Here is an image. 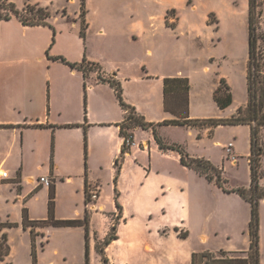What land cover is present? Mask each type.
Returning a JSON list of instances; mask_svg holds the SVG:
<instances>
[{
    "label": "crops",
    "instance_id": "obj_1",
    "mask_svg": "<svg viewBox=\"0 0 264 264\" xmlns=\"http://www.w3.org/2000/svg\"><path fill=\"white\" fill-rule=\"evenodd\" d=\"M14 2L17 6L19 5V1ZM184 2L185 0H138L125 6L124 9L130 20L128 22V39L142 42L144 44V55L142 56L153 57L156 63L151 66L140 56L135 66L142 70L141 75L139 72L134 75L129 74L119 63L118 54L108 60L92 55L88 52L89 42L86 41L83 42V53L79 56L69 54L61 56L70 62H80L85 57L88 61L98 63L101 75L112 76L120 81L124 101L133 106L147 122L154 123L159 135L163 134L165 128H183L190 137H195L197 145H200L205 139H209L214 145L222 147L225 151L222 162L226 159L230 161L231 165L237 166L239 158H244L250 173L249 125H247L249 127L247 149L243 152L237 151L233 143L232 150L236 155V160H232L225 149V145L230 141L224 143L214 138L219 128L230 125H218L212 128L204 125V127L198 128L193 124H159L164 120L193 121L215 117L229 118L237 107L241 106L237 105L225 115L222 113H193L190 93H187L186 100L183 92L185 78L187 79L188 92H190L192 87L190 78L177 68L176 63L181 58L180 37L187 35L194 43L202 45V32L212 37L213 27L218 28L219 20L223 16H227L231 20L232 26L246 21L248 36L249 0H209L210 3L203 9L200 20L189 22L186 25L183 23V14H181V11L188 6ZM33 3L39 4L35 0ZM86 4L84 20L87 31L93 25V21L90 17L89 5L86 6ZM189 7L193 12L198 11L201 7L200 1L193 0V6L189 5ZM171 9H174V13H176L174 26H169L167 22V12ZM261 9L260 25L264 29V0H262ZM211 13L214 14V19L208 21ZM79 14L80 5L77 12L78 17ZM44 26L23 24L15 16L8 20L0 19V65L4 62L13 65L16 62L17 66L15 70L0 75V93L4 91L7 98L6 102H0V173L2 171L7 173L6 177L0 175V220L11 222L14 224L13 226L19 225L22 228L28 236L30 256L33 239L37 264H39L40 251L46 247H50L54 254H61L65 259L66 256L63 252L70 243V238L67 239L69 236L77 237L85 256V228L82 225L42 227V231L47 237L43 244L39 238H33L30 229L22 227L24 209L29 220H46L48 218L50 187L39 182L40 176H47L51 179L54 189L53 216L55 219L82 220L86 209H88L89 261L91 254L95 255L102 243V236L94 223L96 217H103L105 224H108L104 234L109 232L112 220L119 222L115 228V230L117 229L116 237L107 244L110 247L116 244L123 235V228L140 211L147 214L158 212L163 217L170 218L171 221L168 232L163 230L164 234L160 236L162 240L160 244H156L151 239H142L140 248L145 254L156 252L160 247L165 246L166 241L182 245L183 241L190 240L194 227L195 230H198V246L189 247L188 252H183L177 246L178 248L174 247L176 250H167L169 255L172 252V255L178 256V258L184 256L185 264H192L193 253H217L219 250H224L229 255L239 253L240 256L237 257L246 258L250 242L248 228V237L244 247L236 246L233 243L226 247L216 248L208 245L212 237L209 230L213 229L209 224L211 211H208V205L202 201L195 202L193 205L192 193L193 175L199 180L207 179L195 169L182 165L176 150L160 149L151 129L136 127L133 130L134 145L123 157L116 179L120 190L117 192L120 209H117L116 203L112 205L110 201H106L101 173L103 170H109L111 173L115 170L114 161L120 154L123 140L118 124L122 121L125 111L109 83L99 80L97 70L89 71L87 76H84L81 70L71 68L68 64L53 59L60 55L54 52L47 51L46 54L40 52L32 56L13 57L14 55H9L10 37L6 33L7 27L20 33L22 37H26ZM97 34L98 39L108 36L107 30L103 26H99ZM158 35L163 38L161 42L148 43L150 38ZM48 38L43 45L44 48L47 47ZM208 58L210 61L214 60L211 55ZM204 69L208 70V66H205ZM222 77L229 85L230 91L232 90L228 76L218 71V82L212 90V97ZM3 78H8V80L4 81ZM165 79L168 81L165 82ZM131 81L138 83L144 89L147 88V83H152L156 91L154 101L150 104H142L138 98L131 97L128 94V85ZM6 82H10L8 90L4 88ZM145 98L149 100V94ZM212 99L214 105L216 104L218 107L214 98ZM226 108H219V110L223 112ZM138 131L141 133L138 134ZM263 135L264 127L260 130V139L264 146ZM163 140L167 143L179 144L169 141L165 136ZM189 145L193 146V142L185 143V147H183L191 157L209 160L206 153L195 152L193 154ZM143 152H148V159L144 161L143 165L136 164L137 160L140 162L144 160L140 156V153ZM158 155L162 157L172 155L178 163L177 166L169 168L166 165L157 164L155 158ZM260 157L258 184L259 188L264 191V153ZM128 167H131L132 171H128ZM145 167H147L145 181L139 183L138 178L142 175L141 171L145 170ZM180 169L185 170L190 180H182L178 177L177 173ZM87 183L90 187L97 186L99 188V197L95 200L92 208L85 203ZM139 184L145 186V189L137 187L140 186ZM249 187L250 181L245 188ZM137 189H140L141 192H137ZM184 189H189L192 194L190 198L183 194ZM128 192L136 197L134 204H131L127 197ZM233 193L239 199L238 201L246 202L249 205V217L246 221L248 227L250 204L236 192ZM259 204H264V197L259 200ZM260 206L262 205H258L259 221L260 211H262ZM229 212L232 214V211L229 210ZM10 228L4 230L7 232L9 246ZM180 232L185 235H180ZM231 233V227H226L224 236L230 242L232 240ZM258 233L260 234V227ZM57 234L65 238L60 241L56 240L55 235ZM146 246L150 248L146 249ZM262 248L263 240L260 242L259 235V252ZM7 259L8 256L6 261ZM259 262L264 264L261 253ZM108 263L116 264L113 259L108 260ZM99 264H101V259Z\"/></svg>",
    "mask_w": 264,
    "mask_h": 264
},
{
    "label": "rangeland",
    "instance_id": "obj_2",
    "mask_svg": "<svg viewBox=\"0 0 264 264\" xmlns=\"http://www.w3.org/2000/svg\"><path fill=\"white\" fill-rule=\"evenodd\" d=\"M19 1V5L16 6L22 9L27 3L34 4V0H12ZM39 2V5L47 7L49 16L46 18V24L44 28L37 29L34 33L28 34L26 37H22L20 33L15 30H11L10 27L6 28L7 36L10 37V49L9 55H35L42 52H54L60 55L69 54L73 56H79L83 53V42H89L88 52L92 55L99 56L105 60L117 55L119 63L125 68L129 74L134 75L140 73L142 70L135 66L137 59L141 56L147 63L154 66L155 61L153 57H144V44L138 40L130 41L127 37L128 33V19L129 15L125 11V6L138 0H85L86 6L89 5L90 17L93 21L87 31L85 38H82L79 33V26L81 28L80 15L77 16L79 10L80 0H35ZM201 7L198 11L190 9L189 5L193 6V0H185V7L181 14H183V23L186 25L189 22H198L203 14V9L209 5V0H199ZM23 3V4H22ZM262 0H256V6L253 14L258 32L264 33V29L261 28V9ZM26 14V13H25ZM167 22L169 26H174L176 13L168 11ZM214 14H209L208 21H213ZM99 26L106 28L108 36L98 39L97 30ZM217 29L213 27V35L203 34L201 36L202 45H197L187 35L181 36V58L177 61V68L182 73L187 74L190 78L192 87L190 89V101L193 103V113H215V114H228L237 105H245L247 101V85H246V64H247V52H248V36L246 21L239 22L236 26H232L231 20L227 16L221 17L217 25ZM49 37V38H48ZM49 39L47 47L44 48V44ZM179 39V40H180ZM163 38L161 35L153 36L149 39L148 43L161 42ZM262 46V42L260 44ZM8 55V56H9ZM209 55L214 57L213 61L209 60ZM11 57V56H10ZM208 66V70L204 67ZM17 68L16 62L10 65L9 62H4L0 65V75L13 71ZM218 71L228 76L232 85L233 103L229 108H226L223 112L219 110V107L214 105L212 90L216 87L218 82ZM7 81L8 78H3ZM135 81V80H133ZM131 83L128 85V94L132 97L138 98L142 104H150L155 99V88L152 83H147V88H141L138 83ZM227 84V82L225 83ZM5 89L10 88V82H6ZM3 89V90H5ZM150 96V99H146L145 96ZM0 102H6L5 92L0 93ZM189 97V96H188ZM236 112V111H235ZM234 112V113H235ZM202 120L197 122L198 128L201 126ZM261 130V129H260ZM141 132L138 131V134ZM168 139L171 142H177L182 146L185 143H192L189 145V149L198 153H206L209 156V160L219 167L222 184L227 189L242 187L245 188L250 181L249 167L244 158H239L237 166L231 165L230 161L224 160L225 151L220 146H216L209 139H205L200 145L195 142V137H190L187 131L183 128H165L163 134L160 136ZM200 133L198 134V136ZM264 136V135H263ZM215 139L221 142L227 143L232 141L235 144L237 151L243 152L247 149L249 139V127L246 124L230 125L221 127L216 131ZM259 144L263 148L261 143L260 131H259ZM185 147V146H184ZM224 153V154H223ZM227 153V152H226ZM262 153V154H263ZM261 154V155H262ZM142 159L136 161V164H144V161L148 159V152L140 153ZM250 156V154H249ZM229 158V156H227ZM261 158V157H260ZM155 161L159 165H166L169 168L177 166V161L171 155L162 157L156 156ZM115 162V161H114ZM123 162V161H121ZM120 162V164H121ZM260 165V164H259ZM114 166V171L111 173L109 170H103L102 183L105 192L106 201H110L112 205L115 203V187L117 192H120L117 186V180H114L115 176L119 175L118 167ZM128 171H132L131 167H128ZM142 175L138 178L139 183L145 181V175L147 173V167L142 169ZM222 172V174H221ZM133 173V172H132ZM135 175V173H133ZM178 177L182 180H190L185 170H179ZM116 183V185H115ZM140 185V184H139ZM140 189H145V186H137ZM250 188V187H249ZM245 188L247 193H250V189ZM137 189V192H141ZM114 191V192H113ZM193 205L195 202L202 201L208 205V211L210 213L209 224L214 229H210L209 232L212 237L209 241V246L226 247L230 244H234L239 247L246 246V240L248 237L247 223L249 217V205L248 203H242L233 192L224 191L219 187L215 180H199L193 175ZM183 194L187 198L191 197L189 189H184ZM127 197L131 204L136 202V197L128 192ZM184 198V197H183ZM260 211V242L263 240V248L260 250L261 257L264 261V204H259ZM232 211V214H230ZM103 217L98 216L95 218V227L102 236V243L96 254H91L90 264H99V260L102 255L106 256L108 260L113 259L116 264H185V257L170 255L167 250H176L180 247L183 252H188L189 247L198 246L199 241L197 235L198 230L193 227V235L190 240L183 241L182 245H178L173 242L166 241L165 246L160 247L156 252L152 254H145L141 251L140 245L143 238L151 239L156 244L161 243L160 236L163 230L168 232L170 228V218L167 219L160 215L158 212L144 213L142 211L137 212L133 220L123 228V235L116 242V244L108 245L105 243L106 235L110 232L112 225L107 231V225L105 224ZM116 220H112V224ZM119 223V222H118ZM117 223V224H118ZM226 227H231L232 240L231 242L224 236V230ZM216 231V234H215ZM117 233V229L115 230ZM37 235V236H36ZM180 235L185 233L180 232ZM33 238H39L42 242L47 239L45 233L41 227H36L33 231ZM65 237L57 234L56 240H62ZM70 243L64 250L65 259L61 254L56 255L52 252L50 247L44 248L40 251L39 264H84L85 256L78 239L76 236H69ZM9 241L11 251L8 255L7 263L9 264H32V258L29 252V240L26 233L19 225L13 226L9 230ZM178 246V247H177ZM108 247V248H107ZM175 247V248H174ZM202 247V246H201ZM149 249L146 246V249ZM107 249V250H106ZM219 259H208L207 261L202 258H198L196 264H239L237 260L230 262L229 258H239V253L229 255L226 251L213 253ZM233 256V257H231ZM110 258V259H109ZM225 258V259H224ZM110 262V261H109Z\"/></svg>",
    "mask_w": 264,
    "mask_h": 264
},
{
    "label": "trees",
    "instance_id": "obj_3",
    "mask_svg": "<svg viewBox=\"0 0 264 264\" xmlns=\"http://www.w3.org/2000/svg\"><path fill=\"white\" fill-rule=\"evenodd\" d=\"M256 6V0H249V20H248V52H247V64H246V80H247V101L245 105L237 107L236 112L233 113L229 118H208L202 120V125H208L209 127H215L218 125H238L246 124L250 127V156H249V166H250V193L248 194L245 188L237 187L232 189H227L222 184V178L220 175V168L214 166L209 160L204 158L191 157L185 148L179 144L167 143L159 135L156 129V125L152 122H147L144 117L139 114L136 109L127 104L122 96V86L119 80L112 78V76L101 75L100 66L96 62L88 61L85 57L80 62H70L66 60L63 56H55L53 59L60 60L68 64L71 68L81 70L84 76H87L89 71L97 70L98 78L101 81H107L109 85L113 88L115 95L124 109L125 113L122 121L118 124L119 132L121 137L125 140L127 137H133V130L136 127H141L143 129H151L153 137L157 142L160 149H173L179 153V160L182 165L189 168L195 169L199 174L204 175L207 180H215L216 184L227 192H236L242 198L247 200L250 204V220L248 223L249 232V249L248 256L246 258H229V261L237 260L239 264H260L259 257V217H258V205L259 200L264 197V191L259 188V160L263 153V148L259 144V131L264 127V33H259L255 18H254V8ZM170 11L174 12V9ZM26 13V14H25ZM168 13V12H167ZM80 19L81 28L80 36L85 38L86 24L84 20L85 15V0H80ZM17 17L23 24L27 25H45L46 18L49 16L47 7L41 6L38 3H27L25 7L19 9L12 0H0V19L8 20L11 17ZM262 42V46H260ZM183 92L187 100L188 85L187 79ZM168 79H165V82ZM222 77L219 80V86L213 92V98L217 103L218 107L223 109L231 105L232 94L228 84ZM201 120L195 119L190 120H164L159 124H172V125H185L193 124V126H198L197 122ZM130 150L123 141L120 154L115 160V166L118 167V172L120 170V162L123 160L125 154ZM117 179L115 176L114 180ZM49 203H48V218L46 220H29L26 215L25 209L23 210L22 227L24 229H30L33 233L36 227H45L48 225L54 227L63 226H78L82 225L85 228V264H89V251H88V209L85 211L84 218L80 219H55L53 216V198L54 189L53 184L49 185ZM89 187L88 183L85 187V203H89ZM117 190L115 188V195H117ZM115 203L117 209L120 206L117 202V196H115ZM118 220L112 224V228L105 239V243L108 244L112 239L116 237L115 228ZM14 224L7 221L0 220V264H7L6 258L9 255L10 246L8 242L7 232L4 231L6 228L12 227ZM31 256L32 264H37L36 252L34 248V241L32 239L31 243ZM224 252V250H220ZM198 258L205 259H219L213 253H193L192 254V264H196ZM225 259V258H224ZM101 264H109L108 259L102 255ZM208 264V262H206ZM232 264V263H230Z\"/></svg>",
    "mask_w": 264,
    "mask_h": 264
},
{
    "label": "built area",
    "instance_id": "obj_4",
    "mask_svg": "<svg viewBox=\"0 0 264 264\" xmlns=\"http://www.w3.org/2000/svg\"><path fill=\"white\" fill-rule=\"evenodd\" d=\"M125 143V145L129 148H131L134 145V140L133 137H127L125 140H122V143ZM233 148V142L230 141L225 145V149L229 156L231 157L232 160H236V155L232 150ZM1 176L6 177L7 173L6 172H1ZM39 182L45 184V185H50L52 183L51 179L47 176H40L39 177ZM99 197V188L97 186L89 187V203L87 204L89 207H94V202L95 200Z\"/></svg>",
    "mask_w": 264,
    "mask_h": 264
},
{
    "label": "bare ground",
    "instance_id": "obj_5",
    "mask_svg": "<svg viewBox=\"0 0 264 264\" xmlns=\"http://www.w3.org/2000/svg\"><path fill=\"white\" fill-rule=\"evenodd\" d=\"M150 248V247H149ZM148 249V248H147Z\"/></svg>",
    "mask_w": 264,
    "mask_h": 264
}]
</instances>
